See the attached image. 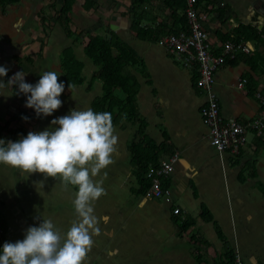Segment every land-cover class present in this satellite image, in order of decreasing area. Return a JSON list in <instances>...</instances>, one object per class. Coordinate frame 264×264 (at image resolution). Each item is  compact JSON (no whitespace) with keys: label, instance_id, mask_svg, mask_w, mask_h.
<instances>
[{"label":"crops","instance_id":"crops-1","mask_svg":"<svg viewBox=\"0 0 264 264\" xmlns=\"http://www.w3.org/2000/svg\"><path fill=\"white\" fill-rule=\"evenodd\" d=\"M130 1L73 0L68 15L59 14L62 0L0 3V66L8 70L0 80L5 84L21 71L29 84L35 85L44 71L57 72L60 82L61 58L72 54L71 48L83 65V82L69 96L61 94L58 110L22 122L28 133L57 127L51 121L72 110L91 108L102 93V83L95 80L88 88L96 70L84 54L88 35L116 37L142 61L145 76L135 75L140 84L137 109L145 121L143 136L156 147L164 143L167 147L156 163L177 155L172 174L160 177L172 202L147 198L144 193L152 180L148 170L155 163L147 156L132 161L127 139L141 142L143 137L135 139L136 127L131 123L115 126L113 163L93 178L103 179L106 194L93 204L100 232L93 236L84 264H225L226 250H233L243 264H264V105L257 97L264 98V0H199L213 51L219 52L229 39H246L253 49L214 74L222 121L235 120L249 128L246 144L233 153H220L210 143L200 115L206 95L194 67H186L156 42V37L180 25L164 3L169 0L145 1L138 35L133 31ZM63 17L69 18V27L77 34L72 38L61 24ZM239 28L247 32L237 35ZM241 79L247 82L238 88ZM15 90L19 93L17 85L0 90V128L17 109L33 111L25 107L26 96L20 94L23 98L18 99ZM258 121L263 123L260 133L252 124ZM17 171L0 165V221L5 230L1 249L6 242L22 241L27 229L38 227L42 219L51 220L62 234L76 219L77 187L65 188L60 177L21 176ZM204 209L210 219L202 217Z\"/></svg>","mask_w":264,"mask_h":264},{"label":"clouds","instance_id":"clouds-1","mask_svg":"<svg viewBox=\"0 0 264 264\" xmlns=\"http://www.w3.org/2000/svg\"><path fill=\"white\" fill-rule=\"evenodd\" d=\"M7 71L0 66V77H5ZM58 77L55 71H44L33 85L25 82L21 71L7 84L0 80V90L17 85L18 94L27 97L25 107L33 109L37 117H48L62 106L59 97L65 85L58 82ZM51 124L57 127L30 131L16 142L0 140V165L18 170L21 176L40 173L45 178L60 177L65 188L77 187L73 200L76 219L64 234L51 220L42 219L38 227L27 229L22 241L4 243L0 264H84L93 246V236L99 235L93 204L106 193L103 179L93 178L113 163L118 138L114 134L112 114L94 112L91 108L75 109ZM0 230L1 238L5 231L1 221Z\"/></svg>","mask_w":264,"mask_h":264},{"label":"trees","instance_id":"trees-1","mask_svg":"<svg viewBox=\"0 0 264 264\" xmlns=\"http://www.w3.org/2000/svg\"><path fill=\"white\" fill-rule=\"evenodd\" d=\"M17 1L18 0H0V3L5 5ZM145 1L146 0L130 1L131 6L129 8V12L134 22L133 31L136 35H138L139 32H142V29H139V24L145 17V13L142 9ZM72 2L73 0H62L63 7L59 11V14L62 13L68 15ZM164 3L167 7L173 10L174 19H176L180 23L179 28L170 30L167 35H178L181 32H185L188 28L187 20L183 12L181 14L179 11L184 8V2L182 0H169L168 2L164 1ZM197 5L199 6L200 10H202L199 4V0L197 2ZM178 11L179 15L175 13H178ZM60 21L67 35L72 38V36H74L75 34L69 27V18L63 17V19ZM246 32L247 30H245L244 28H239L235 31L237 35H243ZM88 36L89 42H87L86 46L84 47V54L86 55L87 59L91 61L92 64L96 67V70L91 75V79L88 83V88H91L93 86L95 80H99L102 83V93L100 96L96 97L93 100L91 109L94 112H110L112 114V123L114 128L115 126L123 123V121L125 123L128 122L134 125L136 127L135 139L142 136L143 141H141L142 139L140 140L141 142L138 141L139 139H137V141H135L134 139L129 141L128 149L131 153L132 161H141L142 156H147V158L152 161L151 163H155L156 165L157 163H159H156V161L159 158V155L162 153L161 151L165 152L167 150V147L165 146V143L159 147H156L151 140H146L143 136L145 131V121L140 118L137 109L136 98L139 92L140 84L137 76L135 75V72L141 73V75L144 74L142 61L135 55L134 51L127 44L123 43L116 37H112L111 39H104L96 35ZM159 38L160 36L156 37V42ZM245 40L236 39L234 41ZM227 62H230V60H227ZM60 67V82H63L65 85L63 94L65 96H69L73 88L83 82V78L81 77V70L83 65L78 62V60H76L72 54H70L69 56L67 55L61 58ZM197 76L199 79L198 73ZM69 84L73 86L70 89ZM13 92L16 96H18V99L23 98L24 94L20 95L16 90ZM23 117H27V119H32L34 121L40 118L36 116L34 110L24 112L20 109H17L16 113H14L9 120V122H15L14 126L10 127L9 122H7L5 127L0 128V140H4L5 143H7L8 141L16 142L26 137L28 132L24 128L25 123H22L25 120L23 119ZM145 168H147V166H145L144 169ZM162 187L164 188L165 186L162 185ZM175 210L177 209H173V213ZM177 211L178 212L174 214L181 215V211L179 209ZM209 215L210 214L204 209L202 217L207 220L210 219ZM187 225H190L188 224V221ZM185 229L186 227H181V230ZM0 252H2L1 245ZM225 252V264H235L236 253H234L233 250H226Z\"/></svg>","mask_w":264,"mask_h":264},{"label":"built area","instance_id":"built-area-1","mask_svg":"<svg viewBox=\"0 0 264 264\" xmlns=\"http://www.w3.org/2000/svg\"><path fill=\"white\" fill-rule=\"evenodd\" d=\"M182 1L184 2L182 12L187 20V30L178 35L160 37L157 44L179 59L186 67L196 69L199 74V85L206 95L207 102L201 109L200 115L203 123L208 127L210 143L220 153L236 152L246 144V133L249 128L235 120L222 121L219 102L213 89L214 74L227 60H234L240 54L249 55L253 52V49L247 42L228 40L221 45L219 52L213 51L209 44L208 34L203 27V13L197 5L198 0ZM246 82V79H241L237 87L242 88ZM257 97L264 105V98L259 94H257ZM252 124H254L253 129L260 133L263 123L258 121ZM176 158L177 155L174 154L168 161L163 162L159 168L149 171L152 180L146 193L147 197L163 199L167 203L172 202L170 189L162 187L160 177L173 172ZM177 210L174 213H177ZM1 232L0 230V234ZM235 264H243L237 254L235 255Z\"/></svg>","mask_w":264,"mask_h":264},{"label":"bare ground","instance_id":"bare-ground-1","mask_svg":"<svg viewBox=\"0 0 264 264\" xmlns=\"http://www.w3.org/2000/svg\"><path fill=\"white\" fill-rule=\"evenodd\" d=\"M170 157H172V156H170ZM170 157H169L167 160H164V161H161V162L157 163L156 165H154L153 167H151L150 170H151V169H157V168H159L160 165H161L163 162L168 161V160L170 159ZM150 170H149V171H150ZM171 174H172V173H171ZM148 175H149V173H148ZM169 175H170V174H169ZM169 175H167V176H162V177L166 179V178L169 177ZM150 186H151V184H150ZM149 188H150V187H149ZM149 188L147 189V191L149 190ZM147 191L145 192V196H146V197H147V195H146ZM147 198H149V197H147ZM150 199H154V198H150Z\"/></svg>","mask_w":264,"mask_h":264},{"label":"rangeland","instance_id":"rangeland-1","mask_svg":"<svg viewBox=\"0 0 264 264\" xmlns=\"http://www.w3.org/2000/svg\"><path fill=\"white\" fill-rule=\"evenodd\" d=\"M73 33L75 34V32H73ZM75 35H77V34H75ZM74 40H75L74 42H78L77 39H74ZM71 49H72V48H71ZM71 49H69L68 51L71 52L72 54L75 53L74 50H71ZM62 114H63V113H62ZM51 125H52V124H51ZM117 135L120 136V137H123V134H122V133L117 132ZM127 140L130 141V140H131V137L129 136ZM127 143H128V142H127Z\"/></svg>","mask_w":264,"mask_h":264}]
</instances>
